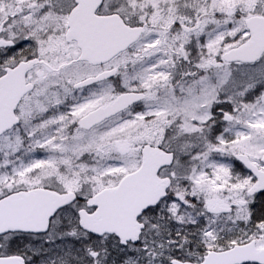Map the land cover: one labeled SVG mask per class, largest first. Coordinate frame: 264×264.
Returning <instances> with one entry per match:
<instances>
[{
	"label": "snow or ice",
	"instance_id": "1",
	"mask_svg": "<svg viewBox=\"0 0 264 264\" xmlns=\"http://www.w3.org/2000/svg\"><path fill=\"white\" fill-rule=\"evenodd\" d=\"M0 264H264V0H0Z\"/></svg>",
	"mask_w": 264,
	"mask_h": 264
}]
</instances>
